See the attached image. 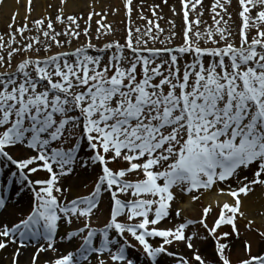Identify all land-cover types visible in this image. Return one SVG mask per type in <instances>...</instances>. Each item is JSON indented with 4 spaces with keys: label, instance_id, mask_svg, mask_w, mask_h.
Instances as JSON below:
<instances>
[{
    "label": "snow or ice",
    "instance_id": "obj_1",
    "mask_svg": "<svg viewBox=\"0 0 264 264\" xmlns=\"http://www.w3.org/2000/svg\"><path fill=\"white\" fill-rule=\"evenodd\" d=\"M76 3L0 33V262L264 264V0Z\"/></svg>",
    "mask_w": 264,
    "mask_h": 264
},
{
    "label": "rangeland",
    "instance_id": "obj_2",
    "mask_svg": "<svg viewBox=\"0 0 264 264\" xmlns=\"http://www.w3.org/2000/svg\"><path fill=\"white\" fill-rule=\"evenodd\" d=\"M49 1V0H48ZM84 5L82 6V9L80 10L83 14H84V18L87 19V11L89 10V6H92V7H95V6H100V9H98V11L101 10V6H103L105 9H109L108 11V20L113 24V26L116 28V36L119 37L123 34V27L124 25L121 24L120 22L122 20H124V15H123V7H122V3H121V0H99L98 2H96L97 4H95V2L93 0H84ZM50 3V2H49ZM49 5V4H48ZM34 6V4H33ZM44 7V6H43ZM110 7H116V8H119L120 11L116 12V13H112L111 10H110ZM46 10H43V9H39L38 11H34L32 12V18L35 19V18H38L40 16H46L48 14H53L56 13V7H54L52 5L51 8H48V6H45ZM233 17L235 18V0H233ZM21 12L22 14L18 17V23L19 22H22L23 21V17L25 15V11H24V6H21ZM36 14V16H35ZM147 15H151V13H146ZM2 15V12L0 10V17ZM163 15H164V19L159 21V23L161 24L162 27L164 28H168V24H167V21L169 19V17L171 16V13L169 11H166L164 10L163 11ZM55 16V15H54ZM53 16V17H54ZM96 19V17H94V20ZM133 19L136 20V23L143 26V24L145 23L144 21H140L136 18V14L133 13ZM176 20V24H177V32L179 33V28H180V25H181V20L180 18L177 16L174 18ZM8 22V16L7 17H1L0 18V33H3L5 31H7V28H6V24ZM209 23H211V21L209 20L208 21ZM93 27H95V25H93ZM81 39H83V37H81ZM96 43H101V41H94ZM175 42H179V35L177 36L176 38V41ZM74 44L78 43V41H73ZM157 46H159V44L157 43ZM81 191H86V190H81ZM261 195V194H260ZM186 215L188 216H194L195 213H192V212H187ZM176 219L175 217H172L170 218V222L171 223H175L176 222ZM211 220V217L209 218ZM103 220V216H101L99 218V220L97 221L98 223L100 221ZM243 221H241V225H242ZM255 227H260L261 224L260 223H257L255 222L254 224ZM241 239H244V238H253V235L251 232L249 231H246L243 229V227H241ZM11 248H10V252H11ZM180 251H187L186 249H179ZM254 251H258V247H255L254 246ZM208 251L210 252L211 251V246L209 245L208 246ZM133 256H135L137 258V261H138V264H140V262L143 260V256H141L139 253H136V252H132L131 253ZM241 255V249L239 247V244L237 243V246L233 248L232 250V258L235 260L237 257H239ZM25 259H27V257H25Z\"/></svg>",
    "mask_w": 264,
    "mask_h": 264
},
{
    "label": "bare ground",
    "instance_id": "obj_3",
    "mask_svg": "<svg viewBox=\"0 0 264 264\" xmlns=\"http://www.w3.org/2000/svg\"><path fill=\"white\" fill-rule=\"evenodd\" d=\"M84 0H77V3L74 5L73 7V11H77V12H81L80 10L82 9V6L84 5ZM95 2V4H97L96 2H98L99 0H93ZM50 2V3H49ZM148 3L151 2V0H147ZM156 2H159V0H156ZM170 2H172V0H170ZM26 0H19V4H16V0H6V2L3 5H0V10L2 12L1 17H7L8 16V10L10 8H15L18 7L19 11H20V15L22 14L21 12V6H25ZM59 3V0H33V4H34V11H38L40 8L43 10H46L45 6H48V4L53 5L54 7H56V5ZM44 6V7H43ZM163 7V6H162ZM96 10L98 11V9H100V6H95ZM164 10L168 11L167 7H164ZM55 13L53 12L52 16H54ZM36 16V14H35ZM0 17V18H1ZM260 193L257 192L256 195L252 198V200L255 202V204H259L260 201ZM212 197H209V199H211ZM225 197H219V199H224ZM206 202V201H205ZM251 207V202H249L248 207H246V211H249V208ZM252 218H254V221L257 223H264V221H262V219L259 216H253ZM8 253H10V248L8 249ZM5 258L7 257V253L4 254ZM0 264H2V262H0Z\"/></svg>",
    "mask_w": 264,
    "mask_h": 264
}]
</instances>
